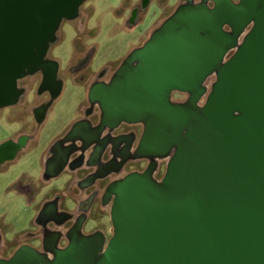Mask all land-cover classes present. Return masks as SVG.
I'll return each instance as SVG.
<instances>
[{
    "label": "water",
    "instance_id": "water-1",
    "mask_svg": "<svg viewBox=\"0 0 264 264\" xmlns=\"http://www.w3.org/2000/svg\"><path fill=\"white\" fill-rule=\"evenodd\" d=\"M86 1L0 0V110L40 72L38 93L60 96L59 65L47 55ZM88 101L98 124L74 123L53 145L43 178L98 166L104 171L81 184L90 187L109 173L101 161L108 144H124V161H147L105 189L112 236L85 235L80 221L63 248L54 232L42 250L22 245L0 264H264V0H183L107 83L91 86ZM46 112L34 111L38 123ZM121 124L142 127L134 149L135 137L107 134ZM70 217L48 202L35 224Z\"/></svg>",
    "mask_w": 264,
    "mask_h": 264
},
{
    "label": "rangeland",
    "instance_id": "rangeland-1",
    "mask_svg": "<svg viewBox=\"0 0 264 264\" xmlns=\"http://www.w3.org/2000/svg\"><path fill=\"white\" fill-rule=\"evenodd\" d=\"M141 1L87 0L81 6L76 20L66 21L61 25L57 41L51 46L47 57L58 63L63 87L40 127L33 124L31 117L28 118L31 122L28 126L19 121L33 107L47 101L45 96H36L38 88L28 96L22 107L3 109L0 143L16 139L22 133L32 136V139L19 157L7 165V171L0 175V259L10 258L23 244H34L39 248L37 243H31L27 237L38 232L35 203L30 205L28 199L14 189L16 180H20L23 174L38 177L42 151L48 149L54 140L62 137L76 122L82 106L87 102L88 89L97 80L98 73L105 69L103 79L109 81L128 54L140 47L154 29L183 2L149 0V7L139 12L135 21L129 22L132 10L140 6ZM84 64H87L86 68L79 70ZM28 81H33V78L20 81L21 86H27ZM172 99L182 102L186 95L173 93ZM28 162L30 163L27 164ZM158 163L159 171L155 177L160 180L166 163ZM144 165L142 162L131 163L124 174L133 170L142 171ZM65 184L67 185L66 175L54 179L50 185L43 186L38 181L34 182L42 194L53 189L62 191ZM67 205L68 210L74 206L70 201ZM70 212L73 213V210ZM109 213L110 205H107L96 217L92 216L87 231L99 230L110 238L112 224ZM39 250H42L41 247Z\"/></svg>",
    "mask_w": 264,
    "mask_h": 264
},
{
    "label": "flooded vegetation",
    "instance_id": "flooded-vegetation-1",
    "mask_svg": "<svg viewBox=\"0 0 264 264\" xmlns=\"http://www.w3.org/2000/svg\"><path fill=\"white\" fill-rule=\"evenodd\" d=\"M148 3H149V0H142L141 4H139L140 6L134 7L128 21L129 22L135 21L139 12H141L142 10L147 9V7H149ZM47 59H49V58L47 57ZM86 66H87V64H84V67H80L79 70L86 68ZM58 70H59V68H58ZM105 73H106L105 69H103L100 73H98L97 80H95L90 85L88 92H89L91 86L94 85L95 83H97V82L107 83L108 82V81L103 79L104 78L103 76L105 75ZM26 78L27 79L33 78V81H28V84L25 87L21 86V84L19 82V87L24 92L23 96L21 97V99L18 101V103L16 105L11 106V107H7V108L16 109V108H19V107H22L23 105H25L26 104L25 100L28 98V96L31 93H34L35 89H37V88L39 89V86L41 85L42 80H43V75L40 72V73H36L35 75L28 76ZM25 79H23V80H25ZM57 79L60 80L59 71L57 73ZM37 82H38V84H37ZM35 85H37L36 88H34ZM88 92H87V102L84 106H82L81 112H80L81 114L77 118L76 122L80 121V120H84V121H89L92 126H96L99 122L100 110L97 106H95V105L93 106L89 103ZM36 96L37 97H44L45 96L47 101L39 103L38 105L33 107L31 109V111L27 112V114L24 117L20 118L19 121H21L24 125L28 126V124L31 123L28 120V118L31 117L33 124L36 125V127L38 128L44 122L47 112L45 114V117L42 119V121L40 123H38L37 117L39 118V116L37 114H35L34 111L41 108V107H44V106H47V111H48V109L51 107V105H53L55 100L54 101L51 100L49 90H44L40 94L37 92ZM3 109H6V108H3ZM3 109L0 110V121L2 120ZM20 115H22V114H20ZM76 122H74V123H76ZM71 127H70V129H71ZM69 130L59 139L63 138L69 132ZM141 131H142V127L140 125L121 124L115 131H113L111 133H107V134L110 135L111 139H114V140L118 137L126 136V139L124 141H127V142H129L132 137H133V139L135 137V141L133 142V145H132V148L134 149L136 147V143H137V140L141 134ZM31 139H32V136L25 134V133H22L16 139L6 140V141L0 143V175L7 171V169H8V168H6L7 165L14 162L16 160V158L19 157L18 155L24 151L25 147L28 145V143L30 142ZM59 139L54 140L47 149V157L43 163V172H42V175L40 177V179H41L40 183H42L43 186L50 185L51 182L54 180V179H51V180L46 181L43 178V175H44V171H45V165H46L48 159L52 157L51 149H52L53 145ZM123 145L124 144H122V146L116 147L113 144H108V146L106 147V149L103 153L101 161L103 163L110 164L109 168L107 169V171L109 173H108L106 178L96 180L94 182V184L91 185L90 187H85L84 185L81 186V184L90 175L95 174V173H102L104 171L103 169H100L98 166L89 167L85 164H83L82 167H80L74 171H71L68 168L65 169V171L61 175H67L70 178V180H72L73 177L76 175L79 176V180L76 184L74 194L72 193L73 195L70 194V189H66L67 191L69 190L67 194L60 193L61 191L55 190V189H53L49 193L46 192V193L42 194L40 192L41 191L40 188L35 189L32 185H28V186L27 185H25V186L18 185L17 190L19 191V193L21 195H24L26 197V199H28L29 204L32 205L35 203L36 209H35L34 213L36 214V216L42 210L43 206L45 204H47L48 202H56L58 212H67V213L71 214L70 220L68 222H66L65 224H63L62 226H56L53 223H50L46 228H41V227L37 226L38 232L37 233H31L27 236L29 238V240L32 241L31 243H33V241H34L35 243H37L39 245V248L36 247L34 244H32V245L23 244V245L30 246V247L35 248L37 250H39L40 247L42 249L44 239L46 237L50 236L54 232H59V233H61L62 236H61V239L58 243V246L63 248L64 246L67 245V240L65 238V234L80 221H82V223H83L82 228H81V231L83 234L89 235V234L94 233L95 231H99V230H94V232L93 231L89 232V231H87V226H88L89 220L92 218V216L96 217V214L100 213L103 210V208L107 206V205H103L102 202L104 199L105 189L108 186V184H110L112 182H116L118 180H121L123 177L128 175V174L125 175L124 171L127 169L128 165L131 163H134V162L144 163L145 165H144L143 170L147 166V161H144V160L134 161V160L127 159L126 161H124L123 158L125 157V153H124V149H123L124 146ZM92 149H93V147L90 148L86 152V156H89L92 153ZM122 161H124L123 162L124 164L118 170L116 167ZM142 171L133 170V171H130V173L142 172ZM21 181L22 180H20L19 183H21ZM79 192L85 193V197L81 200H77L78 198H76V195ZM69 201L71 203H73L74 206L72 207V209L69 208V210H68L67 202H69ZM70 210H73V213L70 212Z\"/></svg>",
    "mask_w": 264,
    "mask_h": 264
},
{
    "label": "crops",
    "instance_id": "crops-1",
    "mask_svg": "<svg viewBox=\"0 0 264 264\" xmlns=\"http://www.w3.org/2000/svg\"><path fill=\"white\" fill-rule=\"evenodd\" d=\"M46 157H47V149H45L41 153V157H40V172H39L38 177H34L33 175H30V174L29 175L28 174H23V175L20 176L22 178V179H20V180H22L21 183H19L20 180H16V182L14 183V189H17L18 185H22V186L32 185L36 189L37 187L34 185V182L35 181L41 182L40 177H41L42 172H43V163H44ZM29 163L30 162H28L27 164H29ZM78 180H79V176L78 175L74 176L72 180H70L69 177L67 178V175H66L67 185L65 184L64 189L60 193L67 194L69 190L67 191L66 189H70V194H72V193L74 194V190H75V187H76V184H77ZM18 193H19V191H18ZM84 197H85V193L84 192H79L76 195V198H78L77 200H81Z\"/></svg>",
    "mask_w": 264,
    "mask_h": 264
}]
</instances>
